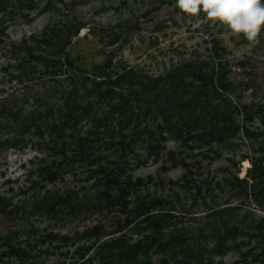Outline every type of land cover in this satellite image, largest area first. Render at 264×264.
<instances>
[{"label": "rangeland", "instance_id": "1", "mask_svg": "<svg viewBox=\"0 0 264 264\" xmlns=\"http://www.w3.org/2000/svg\"><path fill=\"white\" fill-rule=\"evenodd\" d=\"M46 2L43 0L42 6ZM53 4L54 7L44 13L38 10L32 12L31 18L16 16L8 24L6 42L22 44L28 40L33 45L35 42L31 38L45 31L46 34L52 29L63 28L66 31L64 27L70 22L83 24L78 32L67 29L66 35L69 37L60 35L62 40L66 38L64 49L54 50L52 46L57 42L55 40L51 44L54 51L40 48L47 54L60 57L65 65L68 62L73 65H62L64 74L52 79L46 73L48 69L44 61L34 58L35 62L28 56L26 67H31L34 74L30 71L22 74L17 55L11 51L5 53L0 47V108L6 104L12 109L22 108L23 114L37 111L39 103H36V98H44L46 89L55 87L63 76H69L75 86L84 92L81 77L94 78L93 72L110 73L113 80L125 71L156 78L167 76L189 63L207 65V70L218 69V64H224L225 68L231 70L230 77L234 82V91L230 92L233 105L251 106L256 113L248 118L241 111L237 116L241 132L234 138L233 144L236 146L231 149L216 145L210 147L196 139L184 141L175 138V135L161 128L162 117L158 113L147 112L146 117L137 115L134 120L138 121V129L142 131L147 128L156 136L162 133L166 138L160 140L158 157L155 153L148 155L145 139H138L134 146L133 154H140L142 163L136 164L131 172L135 177L147 179L151 176L153 180L139 192V199L131 196L128 206L104 214L71 212L70 217L58 219L50 217L43 208L33 209L36 198L57 193L71 195L77 206L80 200L86 203L80 205L89 206L88 201H95L99 191L103 190L97 179L89 176L88 166L80 163H76L69 172H61L55 182L44 181L39 170L46 166V161H50L48 154L51 151H40L38 142H46L47 134L43 140L36 134L32 136L28 133L19 145L8 143L0 146V196L7 199L9 209L13 210L11 217L0 210V235H6L20 226H34L42 233L71 237L102 225L104 236L100 241L117 238L131 228L132 223L127 224L134 218L130 211L140 200L153 195L161 200L153 213L161 215V219L165 216V222H162L164 227L158 236L163 242L173 236L184 235L190 242L200 240L207 248H212L214 242L209 238H200L201 233L207 234L212 225L221 224L222 220L232 225L238 220L243 221L247 215L252 230L245 228L250 235L243 234L238 239L239 244L244 242L246 245L238 249L232 246L221 256L211 255L212 259L205 264H259L246 259L244 255L250 248L258 253L262 249V242L258 240L264 239V201L254 196L260 186L252 188L253 181L248 177L253 168L252 160L264 156V29L259 35V43L251 44L243 34H234L227 25L208 18L203 11L196 15L183 12L176 0H53ZM218 45L223 48H218ZM78 67L86 71L81 73ZM20 76L22 80L18 79ZM204 81L208 83V80L201 78L197 85L203 88ZM107 88L115 97L118 93L127 96L129 92L137 91L140 84L133 82L127 86L113 85ZM65 89L68 90L67 85ZM51 93L52 89L46 98L50 102L56 101L50 97ZM215 100L221 101L219 98ZM140 109H135V113H143L144 109ZM103 112H108V108L102 105L98 113ZM156 114L159 116L156 117ZM123 122L132 125L124 128V125L118 126L113 121L114 126L110 129L116 132L115 137L119 136L121 128L126 134L135 129L133 120L123 119ZM15 125L11 118L0 116V141L15 136ZM88 126L89 119H85L81 123L82 130L85 131ZM107 135L112 137L110 133ZM107 148L102 143L96 149L95 156L102 160L111 155ZM182 160H185L184 164ZM131 161L134 163V159ZM96 166L94 164L92 168ZM237 177L247 179L248 194L244 191L240 194L241 184ZM223 208L230 211L219 213ZM143 232L147 234L150 229ZM256 234L259 237H254ZM128 236L133 237L132 243L140 239L136 234L128 233ZM18 240L38 245L32 253L36 257L28 264H69L79 260L76 248L90 246L94 239L77 241L68 248H64V244L56 239L40 246L26 233L20 234ZM164 255L163 252L152 253L153 263L157 264ZM0 264L19 263L13 259Z\"/></svg>", "mask_w": 264, "mask_h": 264}, {"label": "trees", "instance_id": "2", "mask_svg": "<svg viewBox=\"0 0 264 264\" xmlns=\"http://www.w3.org/2000/svg\"><path fill=\"white\" fill-rule=\"evenodd\" d=\"M42 2L43 0H0V47L4 49L5 53L11 51L17 55L18 66L22 74L26 71L34 74V70L26 65L29 57L33 58V61H35L34 58H39L46 63L48 69L46 73L55 79L64 74L61 66H68L72 62L65 65L60 57L47 54L42 49H51L53 40L57 41L52 46L55 48L54 50L64 49L66 38L62 40L60 35H66L67 29L69 32H78L83 24L70 22L64 27L66 31L63 28L52 29L48 34L45 31L40 36L31 38L35 42L33 45H30L28 40H24L22 44L6 42L8 24L16 16L31 18L32 12L36 10L39 13H44L50 7H54L53 0H47L43 6ZM66 37L69 36L66 35ZM41 47L43 48L40 49ZM217 47L222 46L218 45ZM60 61L62 63H59ZM225 67L224 64H218V69L214 67L207 70V65L188 63L181 68H176L167 76L150 78L139 76L135 71H125L123 74L117 75L114 80L110 73L93 72L94 78L81 77L84 92L75 86L69 76H63L59 78L61 80L58 81V84L51 88L50 97L55 98L56 101L50 102L46 98L51 90L50 88L46 89L44 98H36V103H39L37 111L23 114L20 107L12 109L6 104L3 105L0 108V116H7L16 122L13 128L16 134L13 138L0 141V146H5L8 143L19 145L28 133L32 136L36 134L43 140L47 134L46 142H38L40 151H51L48 154L50 161H46V166L39 170L44 181L55 182L61 172H69L76 163H80L88 166L89 176L96 178L98 185L103 187L95 201H88L87 205L89 206L80 205L85 203L81 200L77 206L71 195L57 193L49 197L36 198L33 209L43 208L50 217L60 219V217H70L71 212L75 214H104L128 206L131 203V196L139 199L137 198L139 192L146 188V184L150 183L153 178L151 179V176L147 179L135 177L131 172L136 164L142 163L140 160L142 156L133 154L134 146L138 139H145L146 145H148V155L152 156L155 153L154 155L158 157L157 150L160 148L161 141L166 138L162 133L156 136L147 128L142 131L138 129V121L134 120L137 115L146 117L147 112L158 113L162 117L161 128L167 133L175 135V138L178 137L184 141L196 139L195 141H203L210 147L216 145L223 149H231L232 146H236L233 144L234 138L241 132V126L236 120L237 116L242 111L244 115L251 118L256 110H252L251 106L233 105L230 92L234 91V82L230 77L231 70ZM79 69L81 70V68ZM85 71L81 70V73ZM81 73L80 76H83ZM105 77L106 79L103 80ZM201 78L208 80V83L204 81L203 88L197 85V81ZM18 79L22 80V77L20 76ZM133 82L139 83L140 88L137 91L129 92L127 96L125 93H123L124 95L118 93L115 97L107 88V86L113 85L127 86ZM66 85L68 90L65 89ZM217 98L221 101L217 102L215 100ZM102 105L108 108V112L99 114V107ZM140 108L144 109L143 113H135V109L141 111ZM158 114L156 117L159 116ZM85 119H89V126L83 131L81 123ZM123 119L133 120L135 129L126 134L121 128L119 136L115 137L116 132L110 129L111 126H114L113 121L118 126L124 125V128L132 125L130 122L125 124ZM107 133H110L112 137ZM199 135L201 137H197ZM102 143H105L107 149L111 151V155H107L101 160L95 156V151ZM92 153L94 157H92ZM132 159L135 164L132 163ZM184 163L185 160H182V164ZM94 164L97 165L96 168H92ZM173 164L175 165L174 162ZM252 164L253 168L248 177L250 176L253 181L252 188L256 189L257 185L260 186L254 196L258 200L264 201V156L253 159ZM237 181L241 184L240 194L243 191L248 194L246 193L247 179L237 177ZM159 203H161L159 198L150 195L146 200H140L130 211L134 218L127 223L128 225L132 223L128 233L140 236V239L133 243V237L129 238L128 233L117 238L100 241L104 236L102 225H97L82 233H76L71 237H59L48 232L42 233L34 226H20L12 229L6 235H0V262L6 263L8 260L14 259L19 264H28V261L36 257L32 253L36 251L38 245L34 246L28 241L18 240L20 234L26 233L27 236L33 237L40 246L56 239L64 244V248H68L77 241L94 239L93 242H90V246L76 248L79 260L69 264H154L151 257L154 252L165 254L157 264H205L206 261L212 259L211 255L221 256L232 246L234 249H238L246 245L244 242L239 244L238 239L243 234L250 235V232L245 228L252 230L251 220H248V216L245 215L243 221L238 220L231 225L230 222L222 220L221 224L212 225L207 234L201 233L200 238H209L214 242L212 248H207L200 240L190 242V239L184 235H176L169 241L163 242L158 236L161 235L160 229L164 227L162 222H165V216H162L161 219L159 218L161 215L153 213L157 210L156 207ZM8 204L7 199L0 196V210L11 217L13 210L9 209ZM225 211L230 210L223 208L218 212L222 214ZM261 226L262 224L257 227ZM148 229L150 232L145 234L143 231ZM258 235L256 234L254 237H259ZM258 242H262V249L255 253L250 248L244 256L253 262L264 264V239H259ZM92 248L93 252H91ZM87 255L88 257L85 259Z\"/></svg>", "mask_w": 264, "mask_h": 264}, {"label": "clouds", "instance_id": "3", "mask_svg": "<svg viewBox=\"0 0 264 264\" xmlns=\"http://www.w3.org/2000/svg\"><path fill=\"white\" fill-rule=\"evenodd\" d=\"M185 13L196 15L203 11L207 17L227 25L251 44L259 43L264 29V0H176Z\"/></svg>", "mask_w": 264, "mask_h": 264}]
</instances>
